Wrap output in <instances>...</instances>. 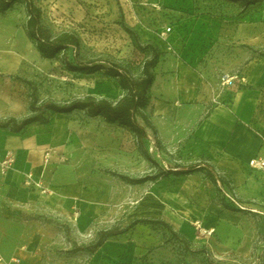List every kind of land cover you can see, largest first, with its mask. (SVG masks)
<instances>
[{
	"label": "crops",
	"instance_id": "1",
	"mask_svg": "<svg viewBox=\"0 0 264 264\" xmlns=\"http://www.w3.org/2000/svg\"><path fill=\"white\" fill-rule=\"evenodd\" d=\"M25 21L20 4L0 12V122L30 114L22 78L38 51ZM169 37L175 44L174 29ZM189 59L181 51L161 57L149 88L148 116L166 167L203 161L216 181L203 171L171 174L154 185L156 197L145 203V181L119 177L145 176V155L135 150L129 129L82 110L48 111L44 120L19 130L0 126V159L8 151L14 157L10 169L0 170V264H200L192 256L168 259L165 246L152 243L150 228L145 233V223L92 250L70 252L71 237L80 243L94 230L125 228L145 218L163 220L191 248L203 246L205 255L221 263L235 262V255L255 243L262 253L264 171L252 170L248 161L264 156V58L239 72L246 81L230 90L229 104L212 102L218 82L207 94L204 72ZM29 172L48 193L25 185ZM231 192L239 199L235 204L225 196Z\"/></svg>",
	"mask_w": 264,
	"mask_h": 264
},
{
	"label": "rangeland",
	"instance_id": "2",
	"mask_svg": "<svg viewBox=\"0 0 264 264\" xmlns=\"http://www.w3.org/2000/svg\"><path fill=\"white\" fill-rule=\"evenodd\" d=\"M249 2L252 3L243 0H35L41 10V21L52 34L74 32L80 39V56L95 60L105 68L96 72L68 71L62 64V54L45 59L38 53L22 78L24 96L29 104L36 96L37 106L46 100L63 104L86 95L115 101L123 91L107 71L109 64L116 63L137 77L153 49L159 53L153 72L163 55L181 51L190 56L188 63L198 65L204 72L206 93H214V84L222 72L239 73L250 61L264 58V0ZM16 4L24 7L21 1ZM170 23L177 39L171 45L172 51H167L155 33ZM123 24L138 36L140 47L135 46ZM32 52L35 51L32 49ZM148 105L142 109L147 115ZM130 134L135 150L145 155V175L156 174L158 168L166 169L157 149L150 151L149 142L144 141L143 152L135 135L131 131ZM165 177L170 179V174ZM162 178L145 181V203L156 197L154 185ZM231 195L239 201L234 192ZM57 225L70 231L67 225ZM149 228L152 243L159 241L165 246L171 261L178 258L184 262L192 256L200 264H264V247L261 253L258 243L251 245L248 252L235 255V262L221 263L210 259L211 254L205 255L203 246L191 248L160 224L145 223V233ZM97 232L86 235L80 243L71 237L70 252L94 243Z\"/></svg>",
	"mask_w": 264,
	"mask_h": 264
},
{
	"label": "trees",
	"instance_id": "3",
	"mask_svg": "<svg viewBox=\"0 0 264 264\" xmlns=\"http://www.w3.org/2000/svg\"><path fill=\"white\" fill-rule=\"evenodd\" d=\"M19 1L23 2L27 15L24 26L25 33L42 58L53 59L62 54V64L64 69L68 71L84 70L96 72L105 68V66L95 60L80 56V39L74 32L61 31L57 34H52L42 23L41 10L39 6L36 5L35 0H0V12L6 11L14 3ZM243 1L252 3L249 2V0ZM123 28L130 35L135 46L140 47L138 36L124 24ZM69 50H71V53L68 54ZM158 57V51L153 49L151 57L143 62L141 74L137 77L130 75L116 63L109 64L107 71L116 79L118 86L123 91L122 95L115 101L105 97L97 98L93 95H86L82 98H74L63 104H57L53 101L46 100L37 106L38 100L36 96H33L29 104L30 114L28 116L20 120L8 118L0 122V126L10 125L13 130H19L28 123L44 120V115L48 111L72 112L74 110H82L89 116H101L109 123H116L118 126L129 129L135 135L143 152H145L143 149L144 141L152 143L158 150L159 142L156 137V130L149 116L142 110L149 101V88L154 79L152 69L156 65ZM199 171L205 172L214 182L216 181L212 167L203 161L188 164H174L171 167L167 166L166 169L158 168L156 174L145 175L140 178H129L124 175H119V177L130 183L137 184L144 181L156 180L168 174L188 175ZM219 181L222 182L220 179ZM224 205L229 209H234L232 205L230 206L227 203ZM137 223L160 224L170 229L172 236L178 237L177 234L172 231L171 226L163 220L147 218L135 219L125 228L113 227L99 230L97 232V239L94 243L80 247L78 250H92L97 248L108 237L120 234Z\"/></svg>",
	"mask_w": 264,
	"mask_h": 264
},
{
	"label": "built area",
	"instance_id": "4",
	"mask_svg": "<svg viewBox=\"0 0 264 264\" xmlns=\"http://www.w3.org/2000/svg\"><path fill=\"white\" fill-rule=\"evenodd\" d=\"M173 31V24H168L165 27H162L158 29L155 33V37L157 41L163 46L167 51H172V42L170 40V34ZM175 52V51H173ZM177 53V52H176ZM246 78L244 75L240 73H229V72H223L220 74L218 78V91L216 95L212 98V102L215 104H229L231 102V93L230 90L237 84V83H245ZM150 147L149 150L152 151V149L155 148V146L152 143H149ZM156 150V148H155ZM51 157V152L46 151L44 153V162L47 163L49 158ZM14 163V157L12 152L8 151L4 154V156L0 159V170L2 172H5L6 170L10 169ZM248 166L257 172L264 171V156L262 155H256L252 157L248 161ZM24 183L27 186L34 187L40 191L41 194L48 193V188L43 184L41 180L36 181L32 178V174L29 172L25 174ZM226 192V191H225ZM226 198L234 204L236 201L232 197L231 193L225 194ZM194 228H199V225L195 222L192 223ZM213 230H204L203 233L206 235H211ZM0 261H2V258L0 257ZM18 261L17 259H12L10 262ZM9 264V262H7Z\"/></svg>",
	"mask_w": 264,
	"mask_h": 264
}]
</instances>
